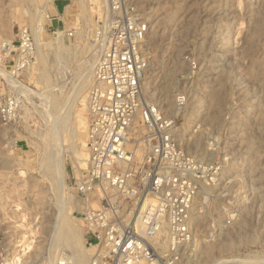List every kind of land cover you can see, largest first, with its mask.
<instances>
[{"label": "rangeland", "instance_id": "374dc122", "mask_svg": "<svg viewBox=\"0 0 264 264\" xmlns=\"http://www.w3.org/2000/svg\"><path fill=\"white\" fill-rule=\"evenodd\" d=\"M127 3L150 27L147 97L165 112L186 93L182 111L165 112L176 117L179 144L202 168L222 169L215 186L201 191L194 210L195 243L184 252L182 264H264V0ZM44 4L0 0V49L20 28L36 29V10L46 9L52 18L42 19L45 44L36 42L30 68L17 77L25 89L12 84L16 77L0 72V108L12 94L20 105L11 125L0 116V259L22 255L19 264H33L44 255L57 264L62 254L54 246V225L62 210L61 223L75 238L78 257H89L84 264H90L94 250L86 245L75 182L87 163L81 159L87 158L88 91L95 66L91 69L86 57L94 51L93 35L105 4ZM56 32L63 33L59 49L53 41ZM167 71L173 82L169 92L159 83ZM29 230L35 231L36 243L24 254L22 237ZM62 231L57 230L58 238Z\"/></svg>", "mask_w": 264, "mask_h": 264}, {"label": "built area", "instance_id": "2783aa9c", "mask_svg": "<svg viewBox=\"0 0 264 264\" xmlns=\"http://www.w3.org/2000/svg\"><path fill=\"white\" fill-rule=\"evenodd\" d=\"M104 4L92 40L97 60L88 91L87 163L75 182L86 245L94 250L90 264H182L195 243L201 191L215 186L222 169L202 168L186 155L176 117L146 98L149 24L127 0ZM35 51L33 31L20 28L13 41L2 44L1 65L17 78L30 68ZM186 104V93L178 95L177 109ZM19 108L15 94L7 97L2 123L15 122ZM70 254L57 264H75ZM5 256L0 264H19L13 254Z\"/></svg>", "mask_w": 264, "mask_h": 264}, {"label": "bare ground", "instance_id": "6f19581e", "mask_svg": "<svg viewBox=\"0 0 264 264\" xmlns=\"http://www.w3.org/2000/svg\"><path fill=\"white\" fill-rule=\"evenodd\" d=\"M48 1L49 2H51V0H45V4L43 5V6H46V4L48 3ZM99 2H100V0H98ZM101 3H103V0H101ZM36 13H37V15H38V22H37V27H36V29L35 30H33V32H34V36L36 37L35 39H36V42L38 43V45L41 47L42 45H44L45 43L42 41V38H41V33H42V25H41V21H42V19H47V13H46V9L45 10H36ZM56 35H58V37H56V38H54V43L55 44H57V48L59 49V48H61L60 47V45H59V39L62 37V35H63V33L62 32H56ZM10 40V39H9ZM9 40H7V42H9ZM93 44V46H94V51L91 53V54H89V56L88 57H86L88 60V62H89V64H90V67H91V69H93V67L95 66V60H96V54H97V45H96V43L95 42H92ZM57 49V50H58ZM59 51V53H56V56L57 55H59L60 54V50H58ZM57 52V51H56ZM63 57V56H62ZM61 57V58H62ZM58 58H60V56H58ZM60 58V59H61ZM63 59V58H62ZM58 60V59H57ZM59 61V60H58ZM61 62H62V60H61ZM87 62V63H88ZM60 65V64H59ZM87 65V64H86ZM89 66V65H88ZM170 68V67H169ZM172 68H174L175 69V67H174V65H173V67ZM0 72L3 74V75H5V77H7L8 79H11V73H9L8 71H6L3 67H2V65L0 64ZM59 73H61L60 71L58 72V74ZM146 74H147V72H145V77H144V82H145V80H146ZM173 74V73H172ZM171 76V71H167V73H166V78H165V81H159V83H161L162 85L163 84H165V85H167V92H169L168 91V89H169V85H171L170 83H173V82H170V79H169V77ZM172 78V77H171ZM12 81V84H14V86L15 87H18V86H21V87H23L24 85H22L18 80H17V78H14V80H11ZM171 81H173V79H171ZM172 86V85H171ZM25 87V86H24ZM23 87V88H24ZM166 87V86H165ZM19 88V87H18ZM19 89H21L22 90V88H19ZM25 89V88H24ZM23 89V90H24ZM26 91H28L29 93H30V91L31 90H28V89H26ZM24 93V92H23ZM32 93H34V92H32ZM39 93H37V95H38ZM145 96H146V98H148L147 97V95H146V93H145ZM171 111V112H170ZM165 112H169L170 114H175V113H178L179 112V110L177 109V106H176V104L174 105V108L173 109H168L167 111H165ZM167 114V113H166ZM85 128H86V126H85ZM179 130H181V129H179ZM182 131H179V134L181 133ZM83 144V143H82ZM14 146V145H13ZM84 146H86V145H84ZM86 161H87V158L86 157H84V158H82L81 159V162L85 165V163H86ZM83 167V166H82ZM63 203H64V201H63ZM63 205V204H62ZM61 209V208H60ZM59 209V210H60ZM61 212H63L62 210H60V212H59V214H58V216H57V222H56V225H54L55 226V234H54V243H55V245L54 246H59L60 248V250L58 251L59 252V254H64L63 253V251H68L69 250V252H70V250H72L75 254H70V256L73 258V260H74V263L75 264H84L85 263V261H89V257H86V259L85 258H80V257H78V255H77V252L75 251V249L74 248H76V244H75V238L73 239V237L71 236V235H69L70 234V231H68V229L65 227L66 225H64L63 223H61V221L62 220H64V217L62 216V214H61ZM62 219V220H61ZM59 221H60V223H59ZM50 222H48L47 223V226H48V228L49 227H53V224H51ZM19 227V226H18ZM22 227V226H21ZM54 228V227H53ZM214 228V227H213ZM28 229V228H27ZM58 229H62L63 231L61 232V237L60 238H58L56 235H57V230ZM26 230V229H25ZM35 231H32V230H29L26 234H24L23 235V242H24V244H23V249L20 251L21 253H24V254H27V253H30L33 249H34V244L36 243V241L33 239L35 236H36V233H34ZM36 232H37V230H36ZM36 238V237H35ZM81 240L83 241V237L81 238ZM84 244V243H83ZM70 247V249H68ZM90 248V247H89ZM21 253H19V255H21ZM86 255V254H85ZM22 256V255H21ZM21 256H18V257H21ZM89 256V255H88ZM18 257H15V258H17V260H19L18 259ZM59 259V258H58ZM53 263V260L51 259V257H47V256H42L41 257V260H39V261H35V262H33V264H52ZM219 263H224V261H220L219 260Z\"/></svg>", "mask_w": 264, "mask_h": 264}, {"label": "crops", "instance_id": "0c3cea01", "mask_svg": "<svg viewBox=\"0 0 264 264\" xmlns=\"http://www.w3.org/2000/svg\"><path fill=\"white\" fill-rule=\"evenodd\" d=\"M62 8H63V7H62ZM59 10H61L60 7H59L58 9L55 10V11H56L55 15H58V14L60 13ZM56 22H57V20H56ZM58 23H59V22H58ZM54 24H57V23H54ZM49 26H54V25H49Z\"/></svg>", "mask_w": 264, "mask_h": 264}]
</instances>
